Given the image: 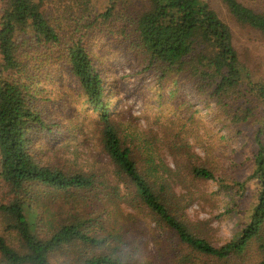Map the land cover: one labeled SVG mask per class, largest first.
I'll return each mask as SVG.
<instances>
[{
  "label": "trees",
  "instance_id": "16d2710c",
  "mask_svg": "<svg viewBox=\"0 0 264 264\" xmlns=\"http://www.w3.org/2000/svg\"><path fill=\"white\" fill-rule=\"evenodd\" d=\"M219 1L238 26L264 36V12L239 0ZM2 2L0 264H145L147 259L155 264L156 257L143 255L123 233L124 216L134 213L175 240L172 264H246L254 250L253 264H264V78L242 60L233 30L213 0ZM102 45L131 54L170 89L159 102L157 122L158 135L173 142L167 146L172 164L162 162L154 138L124 135L121 112L112 110L120 86L103 76L98 60L103 51H95ZM64 72L77 80L98 113L95 124L109 160L102 172L49 158L54 142L38 95L48 75ZM185 88L210 108L209 125L228 135L211 134L213 144L202 147L204 158L189 143H177L188 127L190 133L198 126V111L183 98ZM167 103L170 115L160 122ZM238 138L252 164L244 183L225 176L226 168L209 156L216 148L228 158L223 151ZM207 182L225 190L255 187L247 220L221 244L209 236L208 222L186 214L191 193L182 190ZM114 207L123 216L110 217L116 234L108 221Z\"/></svg>",
  "mask_w": 264,
  "mask_h": 264
},
{
  "label": "rangeland",
  "instance_id": "374dc122",
  "mask_svg": "<svg viewBox=\"0 0 264 264\" xmlns=\"http://www.w3.org/2000/svg\"><path fill=\"white\" fill-rule=\"evenodd\" d=\"M239 1L259 12H264V0ZM2 6L3 2L0 0V8ZM213 6L219 12L221 18L232 28L242 60L249 66H253L259 76L264 78V36L238 26L219 0H213ZM95 51H103L99 56L100 59H98L103 66V76H109L120 86L118 89L121 92L119 104L112 110H120L121 112L118 122L124 130V135H131L137 139L139 136L143 139L154 138V147L160 151L159 155L162 162L166 165L172 164V157L167 146L170 142L172 144L173 142L171 137L166 138L165 136L162 138L161 135H158L160 130L157 122L159 102L170 93V89L162 88L155 81L154 76L144 71L131 54L124 50L102 45L100 48L96 47ZM40 89L38 95L40 98L39 104L42 106L40 110L50 126L49 136L53 138L54 142V146L49 150L50 152L48 151L49 158L56 163L62 161L67 167L81 168L84 171L96 170L102 172L107 169L109 160L107 155L104 154L95 124L99 120L98 113L87 102L77 80L69 78L65 72L63 75H48ZM182 92L187 106L198 111L196 116L198 126L190 133V127H188V130L181 135L177 143L181 141L189 143L193 146L195 153L204 158L202 147L213 144V140L209 139L211 134L224 138H228V135L225 131H219L218 126L209 125L212 121L210 108L206 104L198 102V95L194 90L185 88ZM45 98L46 101H44ZM166 107L167 113L161 116L160 122H166L167 116L170 115L168 111L171 104L167 103ZM203 124L207 125L206 128ZM243 143L244 141L238 138L231 146H228L223 151V154L229 155L228 158L221 157L220 151L215 147L214 153L209 154L222 167L226 168L228 175L225 176H229L230 179L240 183L247 180L252 170V164L247 159V150L242 148ZM230 158L232 161L230 160L231 163H228ZM214 160L212 161L215 164ZM189 186L186 184L183 188ZM182 191L185 192L184 194L188 191L191 193L190 204L186 209L187 216L191 220L208 222L209 236L214 242L221 244V242L233 239L240 226L247 220L255 187L252 183H248L245 190L239 191V187L235 186L230 190H225L220 189L215 182H207L197 183L195 188ZM131 212L133 210L129 209L128 213ZM117 214L118 220H122L123 216L119 215V210L116 207L110 211L108 217L111 224L110 228L114 229L113 234L119 231L118 225L112 223L113 216ZM134 215L136 213L132 214V216ZM132 216L129 218L124 216L123 220L125 227L123 233L128 236L127 238L138 243V248L143 255L156 257L160 261L155 260V264H172L170 257L177 250L175 240L167 238L164 231L160 229L153 231L154 225L151 224L149 218ZM156 242H158L159 248H156ZM251 255L252 258L246 264L257 262L258 254L256 250ZM149 260L147 259L145 264H149Z\"/></svg>",
  "mask_w": 264,
  "mask_h": 264
}]
</instances>
